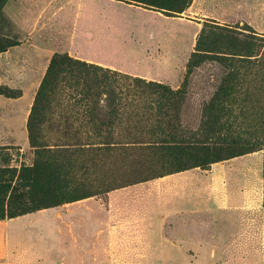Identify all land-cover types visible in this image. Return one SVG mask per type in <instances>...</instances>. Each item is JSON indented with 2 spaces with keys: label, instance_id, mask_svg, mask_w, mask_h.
<instances>
[{
  "label": "rangeland",
  "instance_id": "obj_1",
  "mask_svg": "<svg viewBox=\"0 0 264 264\" xmlns=\"http://www.w3.org/2000/svg\"><path fill=\"white\" fill-rule=\"evenodd\" d=\"M49 2L0 0V38L12 43L0 52V169H19L32 162L27 121L48 66L47 59L54 52H67L131 77L178 88L186 77L197 35L204 24L230 26L264 38V0H192L185 11L175 15L128 5L148 7L135 2L84 0V8L100 7L106 17L88 19L81 12L75 19L78 27L74 34L68 12L55 21L50 19L48 9L54 2ZM45 6L47 10L41 14ZM114 27L120 31L117 35ZM86 45L95 47V58L87 59L83 49ZM222 75V68L213 60L193 66L187 75L185 93L168 117L153 114L141 121L132 115L126 118V114L135 112L146 116L139 106L151 103L154 96L127 105L122 111L124 121L112 129L108 144L100 143L104 137H95L91 141L97 143L77 151V146L70 145L71 140L61 139L70 150L65 160L71 181L69 190L87 194V198L100 196L107 206L111 190L179 168L207 167L240 151V144L245 145L243 151L254 149L260 153L264 164V67L248 76L234 95L237 101L231 105L234 115L228 120V131L222 129L211 139L200 127L204 107ZM60 103L63 104L62 100ZM50 105L49 120L43 127L52 144L59 139L61 105ZM85 129L88 128L80 129L81 140ZM229 136L240 138L236 147L229 145ZM25 203L32 205L31 198L25 197ZM123 204L121 200L114 203L116 207ZM88 205L91 208L92 204ZM127 205L138 207L133 206L132 200ZM78 209L76 204H62L0 219V264H181L184 260L193 264H264V200L260 207L170 217L166 237L178 238L180 248L193 255L187 259L178 255L142 258L136 256L142 252L134 250L136 242L127 243V250L117 247L111 252L132 257H111L108 234L104 230L93 233V227L79 218ZM100 219L103 221L102 216ZM212 250L214 255L210 256Z\"/></svg>",
  "mask_w": 264,
  "mask_h": 264
},
{
  "label": "trees",
  "instance_id": "obj_2",
  "mask_svg": "<svg viewBox=\"0 0 264 264\" xmlns=\"http://www.w3.org/2000/svg\"><path fill=\"white\" fill-rule=\"evenodd\" d=\"M121 1L139 3L166 15L180 14L192 2V0ZM11 45L10 41L6 42V39L0 38V52ZM263 46L264 38L254 32L240 31L220 24H204L197 35L186 77L178 88H172L159 81L131 77L117 70L75 58L67 52H54L28 116L27 130L29 143L33 148L32 162L30 165H21L19 169L10 166L0 169V219L6 215L19 216L89 196L69 190L71 181L65 163L70 152L69 144L60 140H71L70 145L77 146L79 149L77 151H84L85 146L97 143L91 141L95 137L105 138L100 143H110L112 129L124 121L122 111L139 98L154 96V101L139 106L146 111L144 112L146 116L135 112L126 114V118L132 115L141 121L153 114L171 116L169 112L172 107L185 93L187 75L191 73L193 66L200 62L213 60L223 70L215 92L204 107L200 127L206 135L211 136V139L216 138L222 129L228 131L226 129L228 120L234 115L231 105L237 101L234 95L240 91L248 76L255 75L264 67ZM61 100L63 104L60 103ZM52 102L61 105L58 115L60 121L58 126L61 130L57 142L51 144L43 125L49 120L47 114L50 112ZM81 127L88 128L83 130L84 139L89 140L87 142L81 140ZM227 139L232 148L240 142V138L235 136H229ZM238 146L240 151L213 162L255 152L254 149L243 151L244 144ZM74 151L77 152L76 149ZM25 197L31 198L32 205L28 206L25 203Z\"/></svg>",
  "mask_w": 264,
  "mask_h": 264
},
{
  "label": "crops",
  "instance_id": "obj_3",
  "mask_svg": "<svg viewBox=\"0 0 264 264\" xmlns=\"http://www.w3.org/2000/svg\"><path fill=\"white\" fill-rule=\"evenodd\" d=\"M57 1H61L60 4ZM83 1L50 0L49 4L54 2L53 6L48 9L50 19L55 21V19L62 18V14L68 12L71 20V33L74 34L78 27L75 19L80 16L81 12L88 19L106 17V15H102L100 7L86 5L87 9L84 8ZM112 2L124 3L120 0H112ZM128 5L145 11H153L156 14L160 13L152 8ZM46 10L47 6L43 7L41 14ZM90 22L95 25L94 20ZM105 27L109 26L105 25ZM113 31L116 35L120 33L115 27ZM113 39L115 40V38ZM108 41L110 39H107ZM83 49L87 52L85 55L89 57L88 60L96 57L94 46L86 45V47L83 46ZM50 60L49 57L47 65ZM108 194L109 203L107 206L97 195L64 205L76 204L79 208V218L93 227V233H100L104 230L108 234L111 257H132V254L117 255L111 252L116 251L117 247H120V251L127 250V243L136 242L138 246L134 250L142 251L136 256L160 259L178 255L187 259L193 255L180 248L178 238L169 239L166 237L165 228L168 219L185 213H217L224 209L260 207L264 200L262 158L260 153L251 152L212 162L207 167L193 166L167 173L111 190ZM118 200L125 204L116 207L114 203ZM129 200L133 201V206L138 207L128 206ZM88 204H92L91 208ZM101 216L103 221L100 219ZM175 247L179 248L177 252ZM213 255L214 250L210 252V256ZM157 264L167 263L157 262ZM181 264L193 263L184 260Z\"/></svg>",
  "mask_w": 264,
  "mask_h": 264
}]
</instances>
